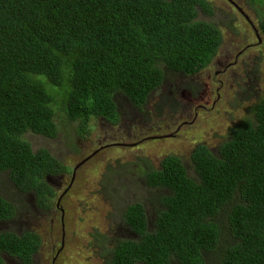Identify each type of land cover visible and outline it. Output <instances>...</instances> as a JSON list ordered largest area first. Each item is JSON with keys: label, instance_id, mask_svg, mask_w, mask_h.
Masks as SVG:
<instances>
[{"label": "trees", "instance_id": "1", "mask_svg": "<svg viewBox=\"0 0 264 264\" xmlns=\"http://www.w3.org/2000/svg\"><path fill=\"white\" fill-rule=\"evenodd\" d=\"M198 10L212 13L206 0H0V175L49 209L55 192L45 177L70 168L22 136L54 138V109L63 105L83 139L92 118L119 122L118 95L141 109L163 82L161 67L185 76L203 70L221 35L195 20ZM258 28L264 40V16ZM65 74L64 100L46 92L45 84L61 91ZM190 160L194 177L175 156L147 168L148 187L167 193L150 220L141 203L125 207L134 239L115 240L106 264H204V253L218 247L221 215L234 242L214 264H264V99L217 154L200 145ZM14 214L0 194V221ZM40 244L31 231L0 233V264L4 257L32 264Z\"/></svg>", "mask_w": 264, "mask_h": 264}, {"label": "rangeland", "instance_id": "2", "mask_svg": "<svg viewBox=\"0 0 264 264\" xmlns=\"http://www.w3.org/2000/svg\"><path fill=\"white\" fill-rule=\"evenodd\" d=\"M206 1L211 5V15L198 10L195 20L214 25L222 37L207 68L185 76L161 67L163 82L141 109L118 95L119 122L112 125L92 118L89 134L83 139L77 136L78 124L65 120L63 105L54 109V138L31 133L22 136L33 151L45 149L71 171L53 181L55 194L49 209L36 206L30 194L17 191L5 175H0V194L15 209L11 220L0 224V233L22 234L37 228L42 246L33 264H106V252L115 240L134 239L123 224L125 207L141 203L150 220L159 198L167 193L148 187V167L158 169L161 160L171 155L180 159L188 176L194 177L192 150L203 145L217 154L233 129L243 119L253 118L256 83L247 88L240 77L252 78L256 68L263 83L255 93L264 92V45L258 46L250 26L234 7L224 0ZM232 1L254 25L264 16V0L256 5L248 0ZM225 50L230 59L242 55V61L227 70L218 63ZM223 68L226 71L221 73ZM44 88L64 100L67 75L61 91L48 84ZM218 221L219 244L215 251L204 253V264H214L223 247L234 242L224 215ZM6 263L20 264L13 258H7Z\"/></svg>", "mask_w": 264, "mask_h": 264}, {"label": "flooded vegetation", "instance_id": "3", "mask_svg": "<svg viewBox=\"0 0 264 264\" xmlns=\"http://www.w3.org/2000/svg\"><path fill=\"white\" fill-rule=\"evenodd\" d=\"M224 1H226L229 5H231L232 7H234L235 8V10L239 13V14H241L242 15V17L244 18V16L243 15H246L245 14V12L236 4V3H234L232 0H224ZM240 9V11H238ZM248 16V15H247ZM249 18V17H248ZM244 20L246 21V19L244 18ZM250 20V19H249ZM251 21V20H250ZM252 22V21H251ZM246 23L250 26V28H251V30L253 31V34H254V36H255V33H254V30L253 29H256L257 30V32H258V34H259V36H260V38H261V41L260 42H258V46H261V45H264V40L262 39V36H261V34H260V31H259V28H258V23L256 24V25H254L253 24V22H252V24H250L249 23V21H246ZM214 26V25H213ZM215 27V26H214ZM216 28V27H215ZM220 35H221V33H220ZM222 44V37H221V43H220V45ZM257 46V48H259ZM220 47V46H219ZM219 50V49H218ZM218 52V51H217ZM217 55V54H216ZM242 55H240V54H236L232 59H230V56H229V54H228V52H227V50H225L224 51V53L223 54H221V60H219L218 61V63H220V64H223V65H225L226 66V68H227V70L230 68H233V67H235L237 64H238V62L239 61H242V60H240V57H241ZM216 57V56H215ZM215 57H214V59H215ZM213 59V60H214ZM213 62V61H212ZM211 62V63H212ZM217 62V61H216ZM210 63V64H211ZM209 64V65H210ZM208 65V66H209ZM207 66V67H208ZM207 67H205V68H207ZM204 68V69H205ZM226 68H223V70H222V72L221 73H224L225 71H226ZM203 69V70H204ZM199 73V72H198ZM252 78H250V77H248V76H244V77H240V79H241V81H242V84H244L247 88H250V87H252V83H256V88L253 90V94H252V96H253V98H254V100L255 101H259V100H262V99H264V98H262L263 97V95H264V92L262 93V94H260V95H256V93L255 92H257L258 90H259V85H260V83H261V81H262V83H263V80H262V78H260V76H259V72H258V70L256 69V68H254L253 67V70H252ZM197 74V73H196ZM195 75V74H194ZM256 102V103H257ZM256 103H255V105H256ZM168 156H171V155H168ZM159 166H160V163H159ZM62 175V174H61ZM57 205V204H56ZM54 206H55V204H54ZM9 220H11V219H9ZM8 220V221H9ZM5 222L4 221H0V224H4ZM33 233H35V234H37L38 235V233H37V231H38V229L37 228H34L33 229ZM39 236V235H38ZM41 246H42V241H41V244H40V247H39V249L38 250H40V248H41ZM53 251H54V249H53ZM38 252V251H37ZM37 252L32 256V264H33V262H34V259H35V257H36V254H37ZM58 255V251H56L55 253H54V259L56 258V256Z\"/></svg>", "mask_w": 264, "mask_h": 264}, {"label": "water", "instance_id": "4", "mask_svg": "<svg viewBox=\"0 0 264 264\" xmlns=\"http://www.w3.org/2000/svg\"><path fill=\"white\" fill-rule=\"evenodd\" d=\"M238 11H240V9H239ZM243 16H244V18L246 19V21H249V23L252 24V22L249 20V18H248L247 15H243ZM253 30H254L255 37H256L257 41L260 42V41H261V38H260V36H259L257 30H256V29H253ZM60 176H63V175H58V176H55V177L46 176V177H45V181H46V183H47L49 186H51V188H52V186H54V185H53V181H55V179H58ZM6 259H7V258L4 257L5 262H6ZM6 264H8V263H6Z\"/></svg>", "mask_w": 264, "mask_h": 264}]
</instances>
